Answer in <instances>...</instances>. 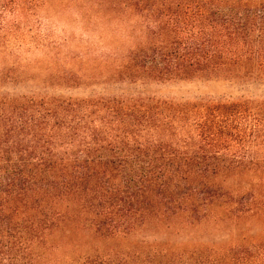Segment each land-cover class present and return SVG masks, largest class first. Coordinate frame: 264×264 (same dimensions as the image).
Instances as JSON below:
<instances>
[{
	"label": "trees",
	"instance_id": "1",
	"mask_svg": "<svg viewBox=\"0 0 264 264\" xmlns=\"http://www.w3.org/2000/svg\"><path fill=\"white\" fill-rule=\"evenodd\" d=\"M48 1L0 0V264H26L36 243L68 219L115 234L153 212L202 218L212 202L229 198L217 178L264 174L262 104L125 93L53 98L14 90L9 84L32 52L60 68L57 81L77 78L60 66L67 41L49 42L41 30L38 12ZM85 3V14L93 11L102 26L127 23L117 32L128 48L113 51L103 40L92 59L107 66L108 80L139 86L224 76L264 80V0ZM131 8L143 17L138 26ZM250 199L242 197L244 213L259 207ZM241 251L249 261L260 250L250 243L231 252ZM261 256L253 262L264 264V250Z\"/></svg>",
	"mask_w": 264,
	"mask_h": 264
},
{
	"label": "rangeland",
	"instance_id": "2",
	"mask_svg": "<svg viewBox=\"0 0 264 264\" xmlns=\"http://www.w3.org/2000/svg\"><path fill=\"white\" fill-rule=\"evenodd\" d=\"M85 4V0H49L38 12L47 41L58 44L67 41L59 50L60 66L71 70L77 78L64 84L57 81L54 72L58 73L60 68H52L43 54L32 52L31 63L23 69L21 66L17 80L9 84L14 90L53 98H112L125 93L178 102L239 101L251 106L264 105L263 79L224 76L139 86L104 78L109 69L105 65H92L96 61L92 59L100 55L103 40L113 51L124 52L128 48L117 32L127 23L120 25L113 21L102 26L96 22L93 11H88L89 16L85 14ZM88 6L89 10L96 8L93 3ZM130 13L135 26L140 25L143 18L137 15L140 10L131 8ZM85 25L90 32L83 29ZM86 42L88 48L84 50ZM84 53L85 59H81ZM4 68L8 69L6 65ZM216 184L228 192L229 198L212 202L202 218L193 220L188 214L171 217L169 213L153 212L132 230L115 234L104 228L98 230L82 219H68L36 243L37 249L28 254L26 264H255L253 260L257 263L264 250V174L245 172L219 177ZM248 194L250 200L259 202V207L244 213L246 208L241 204L247 200L242 197ZM250 243L260 251L249 261L242 251L231 252L249 248Z\"/></svg>",
	"mask_w": 264,
	"mask_h": 264
}]
</instances>
